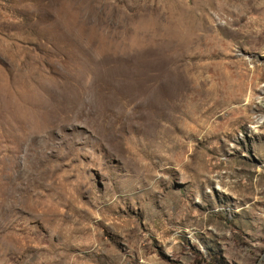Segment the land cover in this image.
Here are the masks:
<instances>
[{
	"label": "rangeland",
	"instance_id": "obj_1",
	"mask_svg": "<svg viewBox=\"0 0 264 264\" xmlns=\"http://www.w3.org/2000/svg\"><path fill=\"white\" fill-rule=\"evenodd\" d=\"M14 180L0 264H264V0H0Z\"/></svg>",
	"mask_w": 264,
	"mask_h": 264
},
{
	"label": "bare ground",
	"instance_id": "obj_2",
	"mask_svg": "<svg viewBox=\"0 0 264 264\" xmlns=\"http://www.w3.org/2000/svg\"><path fill=\"white\" fill-rule=\"evenodd\" d=\"M133 97V96H132ZM147 101V100H146ZM32 103V102H31ZM191 117H192V115H191ZM172 139H174V140H172ZM171 140H170V145H171V147H174V146H176V145H178L180 142H181V140L179 139V136H177L176 137V135H174V138H172ZM20 166V165H19ZM22 167V166H21ZM13 169H15V168H13ZM20 169V168H19ZM10 171H11V169H10ZM9 171V173H11ZM22 171V170H21ZM30 171V170H29ZM3 172H5V171H3ZM28 172V171H27ZM5 174V173H4ZM16 174H18L17 173V171H16ZM15 174V175H16ZM19 174H20V172H19ZM9 175V174H8ZM12 175H13V173H12ZM21 176L23 175L24 176V174H20ZM54 175H56V174H53V172L52 171H49L48 169L46 170V169H38V170H36V169H34V171L29 175V173H28V175L24 178L23 177V179L22 180H24V181H26V184H27V186L31 183V181L32 180H35V179H37V178H42L44 181L45 180H47L48 178H50V177H53L54 178ZM7 176V175H6ZM14 177V176H13ZM12 177V178H13ZM56 177V176H55ZM16 178L18 179V178H20V177H17L16 176ZM16 178H15V180H16ZM53 178H51V179H53ZM10 180H11V176H10ZM14 180V181H15ZM49 181V180H48ZM23 182V181H22ZM18 183V181H15V182H13L12 183V186L14 185V188L13 189H11L10 191L8 190H4L2 193H1V195H0V213H2V214H7L9 217H7V218H10L11 217V215H13V214H11V213H14L15 214V212H12V211H15V210H17L18 212H23L24 210H28V214L30 215V217H32L35 221V223H37V224H39V225H34L31 229H34V230H38V228H39V226H41V224L43 225V227H44V230H46V226H45V224H44V221H45V217H46V215H51L52 217H54V218H57V219H59L60 218V212L59 211H56V212H53L52 213V211H50V212H48V211H43V207L44 206H46V200H47V198L49 197V198H53V197H55L56 195H57V193H56V190H55V183H54V181L52 180V182L50 181L49 183H51V184H49V193L48 194H43V196L42 195H40V199L39 200H37V201H35V202H33L34 204H35V207H33V206H31V207H29V205L27 204V202H26V199H25V197L23 196V195H20V194H18V193H16V192H18V188H19V186H21L20 184H18L17 186H15V184H17ZM24 183V182H23ZM6 184V183H5ZM32 184H33V182H32ZM4 186V185H3ZM6 186H7V184H6ZM1 187V186H0ZM58 188V187H57ZM17 190V191H13V190ZM22 194V193H21ZM8 197H10V199H8ZM32 201V200H31ZM30 201V202H31ZM32 203V204H33ZM48 206V205H47ZM45 209V208H44ZM54 209V208H53ZM19 214V213H18ZM22 215V214H21ZM1 217V216H0ZM5 217V216H4ZM47 220V219H46ZM34 223V224H35ZM21 225V224H20ZM26 228L28 227V226H25ZM31 227V226H30ZM30 229V230H31ZM30 230H29V233H30ZM33 230V231H34ZM35 232V231H34ZM42 234H43V238H46L48 235L50 236V237H52L53 236V233L51 232V234H49V232L46 230V234H44L43 232H41ZM31 234H32V232H31ZM33 235V234H32ZM30 237H33V236H30ZM39 239V238H38ZM42 240V239H41ZM40 245V244H39ZM37 248V247H36ZM41 248L42 247H38V253H40V255L42 256L43 254H42V251H41ZM10 254V253H9ZM34 257H35V255H34ZM34 257H32V258H34ZM12 258V257H11Z\"/></svg>",
	"mask_w": 264,
	"mask_h": 264
},
{
	"label": "trees",
	"instance_id": "obj_3",
	"mask_svg": "<svg viewBox=\"0 0 264 264\" xmlns=\"http://www.w3.org/2000/svg\"><path fill=\"white\" fill-rule=\"evenodd\" d=\"M210 264H215V263L210 262Z\"/></svg>",
	"mask_w": 264,
	"mask_h": 264
}]
</instances>
